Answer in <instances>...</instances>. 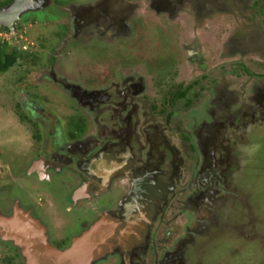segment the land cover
<instances>
[{
    "label": "flooded vegetation",
    "instance_id": "obj_1",
    "mask_svg": "<svg viewBox=\"0 0 264 264\" xmlns=\"http://www.w3.org/2000/svg\"><path fill=\"white\" fill-rule=\"evenodd\" d=\"M41 19L55 22L58 42L45 46L32 64L40 67L35 97L17 101L34 128L37 150L23 173L36 180L2 177L0 211L11 215L17 207L29 214L60 250L87 234L85 241L95 248L92 264H134L133 252L141 264H197L205 250L197 241L205 234L215 239L225 212L214 215L213 202L236 195L224 178L230 158L219 145L222 119L238 112L237 133L256 121L264 124V63L244 60L264 55V0H0L1 43L18 48L25 27ZM151 19L170 41L177 39L166 67L149 57ZM254 28L260 31L257 42ZM76 47L93 50L100 56L97 66L105 68L89 79L91 85L71 73L75 62L65 52ZM40 49L33 43L30 53ZM248 77L257 80L254 85L262 82L261 96H251L252 108L246 109L252 114L230 99ZM45 80L72 107L65 110L62 100L54 101L58 109L51 107L39 91ZM211 118L215 126L207 125ZM200 213L205 217L199 219ZM73 216L81 221L71 223ZM37 236L25 234L33 251Z\"/></svg>",
    "mask_w": 264,
    "mask_h": 264
},
{
    "label": "rangeland",
    "instance_id": "obj_2",
    "mask_svg": "<svg viewBox=\"0 0 264 264\" xmlns=\"http://www.w3.org/2000/svg\"><path fill=\"white\" fill-rule=\"evenodd\" d=\"M230 1L232 0H228L229 3ZM54 23H45L41 19L34 26H26L25 31L21 33L20 37L22 41L18 44V49L24 44L27 46L31 45L26 50L30 52L33 49V43H40L43 49L38 51V55L42 56L46 51L45 46L58 42L59 33ZM146 25L147 33L151 37L149 42V57L166 67L173 57V54H169L170 46L174 45V42L177 44V39L174 38L170 41L171 37L168 35V32H163L161 25L154 19L149 20ZM262 26L264 28L263 24ZM255 27L259 28L260 26L256 24ZM256 28H254V40L257 42L259 39L256 35H259L260 31ZM249 29L251 31L252 27ZM250 31L248 34H238L237 37L241 36V39L248 37ZM8 38L12 37L9 36ZM246 41L247 38L242 40L241 43ZM84 47H76L74 51L72 48H68L65 56L66 58H70L72 62H75L71 73L77 79L91 85L93 80L89 79L93 77L97 78V75L101 74L105 68L97 66L100 56H97L93 50L89 51ZM84 52L86 54L83 56ZM262 57L264 58V55L260 56V53H251L246 55L244 60L249 64L258 66L259 63H264ZM79 61H82L80 66L77 63ZM32 64L18 62V64L8 71L0 73V179L4 177L6 181L9 180L10 176L24 177L28 181L35 179V176L32 175L30 177V175H24L23 173L26 165L29 163L30 155L37 152L31 137L34 128L28 122L29 119L21 118V121H19L14 114V111H17L19 115H24L22 111L24 107L17 101H24L30 95L35 97V93H33L35 88L34 83L37 82L35 77L40 75V67H33ZM66 70L69 72L68 68ZM252 72L258 74L260 71L252 68ZM249 79L250 81L246 80L243 82L241 93L236 92L230 96L231 101L241 103L243 111L253 105V100L251 99L254 95L255 97L261 96L259 91L262 90V82L261 84L257 82L254 85L252 81L257 80ZM40 82L46 84L43 87H39L40 93H44L41 96L43 99H49L51 107L58 109L54 102L55 100H62L65 110L68 109L69 105L72 107L70 98L61 89L58 92L56 85L46 80ZM239 94L241 95L239 96ZM246 111L251 114L253 113L252 110ZM213 114L214 112L211 113V115ZM237 116L238 112L230 110L223 117L222 120L225 123H222L223 126H220L224 131V137L222 139L223 143L221 141L219 144L225 147L224 153H227L230 158L226 161L224 168V178L228 185L227 189L234 191L236 195L229 197L230 201L227 204L226 201L229 198L224 195L218 197L219 202H213L214 215L219 211L225 210V212L221 216V222H219L215 239L208 240L207 238H210V236L205 234V237H201V241H197L205 249L203 253L198 255L197 264H264V124L262 125V122L258 123L256 121L254 123L255 126H243L241 127V133H237V130L234 128L237 124L235 121ZM259 119L260 117L258 121H260ZM215 122L216 119L211 118L209 120L210 124L207 125L215 126ZM81 129L79 132L82 131ZM250 142L260 144V146L256 149L252 146L248 147L249 145L244 146ZM240 144L241 148L239 146L236 148L231 147L232 145ZM261 144L262 149H260ZM222 149L224 148H220V150ZM254 158H257V160ZM197 169L199 170L200 166ZM38 183L40 184L39 187L45 186L43 183ZM18 185L14 187L13 195H18ZM47 185L45 188L49 187ZM37 191L33 189V192L36 194L35 196L38 195ZM24 195L28 199H32L28 193ZM206 195L208 196L210 193H203L199 196L198 201L200 202V199H204ZM203 215L205 214L200 213L198 218L205 217ZM78 218L71 217L68 220L74 224L81 221ZM219 229L220 233H218ZM207 248H209L208 251H206ZM17 250L15 243L0 239V264H25L24 256L19 251L17 252ZM133 253H129V255H135L136 257L130 256V260L134 264H141L142 258L140 255Z\"/></svg>",
    "mask_w": 264,
    "mask_h": 264
},
{
    "label": "water",
    "instance_id": "obj_3",
    "mask_svg": "<svg viewBox=\"0 0 264 264\" xmlns=\"http://www.w3.org/2000/svg\"><path fill=\"white\" fill-rule=\"evenodd\" d=\"M33 232L38 236V250H31V241H26L25 234ZM46 229L39 221L23 213L17 207L13 214L5 215L0 211V239L11 241L23 248L25 264H92L94 250L87 240V234L77 238L72 247L60 250L48 241Z\"/></svg>",
    "mask_w": 264,
    "mask_h": 264
},
{
    "label": "trees",
    "instance_id": "obj_4",
    "mask_svg": "<svg viewBox=\"0 0 264 264\" xmlns=\"http://www.w3.org/2000/svg\"><path fill=\"white\" fill-rule=\"evenodd\" d=\"M9 42L1 43L0 41V73L6 72L18 62L26 64H32L38 59V54L30 53L23 48L10 49ZM22 119H26V115L21 116ZM37 136L40 135L37 133Z\"/></svg>",
    "mask_w": 264,
    "mask_h": 264
}]
</instances>
